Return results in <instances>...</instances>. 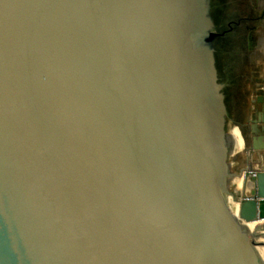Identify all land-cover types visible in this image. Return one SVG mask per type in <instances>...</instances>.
Returning a JSON list of instances; mask_svg holds the SVG:
<instances>
[{"label":"water","instance_id":"95a60500","mask_svg":"<svg viewBox=\"0 0 264 264\" xmlns=\"http://www.w3.org/2000/svg\"><path fill=\"white\" fill-rule=\"evenodd\" d=\"M202 4L0 0V264H264V113L236 172Z\"/></svg>","mask_w":264,"mask_h":264},{"label":"flooded vegetation","instance_id":"af4514ba","mask_svg":"<svg viewBox=\"0 0 264 264\" xmlns=\"http://www.w3.org/2000/svg\"><path fill=\"white\" fill-rule=\"evenodd\" d=\"M201 1L206 11L200 49L222 95L225 127L240 125L251 136L252 121L264 113V0Z\"/></svg>","mask_w":264,"mask_h":264},{"label":"rangeland","instance_id":"374dc122","mask_svg":"<svg viewBox=\"0 0 264 264\" xmlns=\"http://www.w3.org/2000/svg\"><path fill=\"white\" fill-rule=\"evenodd\" d=\"M234 158H236V162L233 164V168L236 172H239L242 168L247 167L248 163L250 162L248 153L243 147L236 149L234 156H231L230 160H234ZM253 159L256 160L257 157L253 156ZM240 184L242 185V180L239 181L238 185L240 186ZM232 187L235 188L236 184H232ZM262 233L263 234L261 235V240L264 241V230L262 231Z\"/></svg>","mask_w":264,"mask_h":264},{"label":"bare ground","instance_id":"6f19581e","mask_svg":"<svg viewBox=\"0 0 264 264\" xmlns=\"http://www.w3.org/2000/svg\"><path fill=\"white\" fill-rule=\"evenodd\" d=\"M232 134H233V136H234V137L236 138V140H237V144H238L237 146H238V148H241V147L244 148V142H243V140H242L241 135H239L235 130H232ZM240 186H242V185L240 184ZM232 206H233V208H234L235 210L238 209V204L233 203ZM263 224H264V220H263V221H260V222H256V223L249 224V227H250V229H255V228L258 227L259 225H263ZM261 239H262V238H261ZM263 242H264V241H263ZM260 251H261V253H262L263 257H264V247H262Z\"/></svg>","mask_w":264,"mask_h":264},{"label":"built area","instance_id":"2783aa9c","mask_svg":"<svg viewBox=\"0 0 264 264\" xmlns=\"http://www.w3.org/2000/svg\"><path fill=\"white\" fill-rule=\"evenodd\" d=\"M256 174H257L256 171H253V173H252V177L255 178V177H256ZM253 183H254V182H253Z\"/></svg>","mask_w":264,"mask_h":264}]
</instances>
